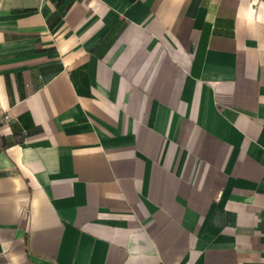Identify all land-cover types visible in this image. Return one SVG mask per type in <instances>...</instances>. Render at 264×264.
I'll return each instance as SVG.
<instances>
[{
    "label": "crops",
    "instance_id": "crops-1",
    "mask_svg": "<svg viewBox=\"0 0 264 264\" xmlns=\"http://www.w3.org/2000/svg\"><path fill=\"white\" fill-rule=\"evenodd\" d=\"M0 264H264V0H0Z\"/></svg>",
    "mask_w": 264,
    "mask_h": 264
},
{
    "label": "built area",
    "instance_id": "built-area-1",
    "mask_svg": "<svg viewBox=\"0 0 264 264\" xmlns=\"http://www.w3.org/2000/svg\"><path fill=\"white\" fill-rule=\"evenodd\" d=\"M5 118H6L7 120H9V119H10V115H5Z\"/></svg>",
    "mask_w": 264,
    "mask_h": 264
}]
</instances>
